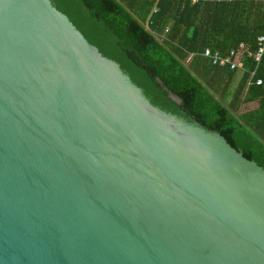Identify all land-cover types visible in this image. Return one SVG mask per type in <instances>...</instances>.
Segmentation results:
<instances>
[{"label":"water","instance_id":"1","mask_svg":"<svg viewBox=\"0 0 264 264\" xmlns=\"http://www.w3.org/2000/svg\"><path fill=\"white\" fill-rule=\"evenodd\" d=\"M0 264H264V167L52 0H0Z\"/></svg>","mask_w":264,"mask_h":264},{"label":"trees","instance_id":"2","mask_svg":"<svg viewBox=\"0 0 264 264\" xmlns=\"http://www.w3.org/2000/svg\"><path fill=\"white\" fill-rule=\"evenodd\" d=\"M52 1L152 104L219 131L264 167V82L256 83L264 78V52L260 61L243 57L244 73L235 88L238 68L203 55L207 47L226 53L240 42L256 51L264 34V0ZM256 97V108L237 109L241 100Z\"/></svg>","mask_w":264,"mask_h":264},{"label":"built area","instance_id":"3","mask_svg":"<svg viewBox=\"0 0 264 264\" xmlns=\"http://www.w3.org/2000/svg\"><path fill=\"white\" fill-rule=\"evenodd\" d=\"M258 45L256 51H251L246 44L241 42L237 47L230 49L226 53L207 47L204 50L203 55L208 57L213 64H219L222 66L229 65L231 69H235L241 67L242 58L245 55L254 58L255 61H260L264 52V35L258 37ZM262 81V78L256 79V83L258 84L262 83Z\"/></svg>","mask_w":264,"mask_h":264},{"label":"crops","instance_id":"4","mask_svg":"<svg viewBox=\"0 0 264 264\" xmlns=\"http://www.w3.org/2000/svg\"><path fill=\"white\" fill-rule=\"evenodd\" d=\"M193 2H195V0H192ZM197 1V0H196ZM261 35H264V34H261ZM260 36V35H259ZM224 39H227L228 41H226V45L227 46H229V43H230V41H231V38L230 37H225ZM241 43V42H240ZM244 43V42H243ZM245 44V43H244ZM210 48V47H209ZM235 48V47H234ZM212 49V48H211ZM232 49V48H231ZM213 50H218V49H213ZM230 50V49H229ZM220 51V50H219ZM243 73H244V67H243V58H242V65H241V67H238V69H237V72H236V76H235V81H234V83H233V88H235L238 84H239V82H240V80H241V78H242V76H243ZM262 78V80H264V78L263 77H261ZM262 82H264V81H262ZM258 84V83H257ZM259 103H260V98H258V97H256V98H253V99H251V100H249L248 102H244V100H241V102L240 103H238V110L239 109H241V108H247V109H254V108H256L258 105H259Z\"/></svg>","mask_w":264,"mask_h":264}]
</instances>
